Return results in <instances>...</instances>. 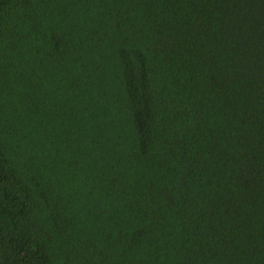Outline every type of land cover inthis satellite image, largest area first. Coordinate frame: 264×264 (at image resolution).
Listing matches in <instances>:
<instances>
[{
	"label": "trees",
	"instance_id": "1",
	"mask_svg": "<svg viewBox=\"0 0 264 264\" xmlns=\"http://www.w3.org/2000/svg\"><path fill=\"white\" fill-rule=\"evenodd\" d=\"M0 264H264V0H0Z\"/></svg>",
	"mask_w": 264,
	"mask_h": 264
}]
</instances>
